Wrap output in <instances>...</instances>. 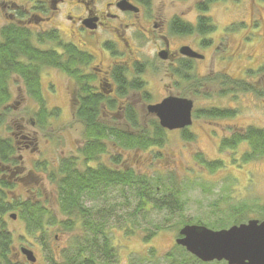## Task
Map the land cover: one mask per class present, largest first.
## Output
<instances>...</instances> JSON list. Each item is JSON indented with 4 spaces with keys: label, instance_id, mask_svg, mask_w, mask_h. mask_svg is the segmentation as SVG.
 <instances>
[{
    "label": "rangeland",
    "instance_id": "rangeland-1",
    "mask_svg": "<svg viewBox=\"0 0 264 264\" xmlns=\"http://www.w3.org/2000/svg\"><path fill=\"white\" fill-rule=\"evenodd\" d=\"M35 1L37 0H0V30L10 20L9 14L16 15L15 7L11 6L12 2L27 8L34 5ZM202 1L204 0H153L154 10L159 14L158 21L162 20L165 24L162 29L163 33L171 34L169 24L174 16H180L182 20L196 26L198 18L202 14L197 9V5ZM75 2L76 0H68L66 6H61V10L54 13L57 15L56 21L53 23L61 26L63 30L66 29L68 34L70 23L62 15L73 14L71 6ZM34 11L37 10L31 8V12ZM37 13L45 14L41 11ZM253 13L260 17L261 24L245 26L244 24L253 19ZM205 15L216 24L215 34L173 36L172 40H176V44L189 43L195 48H202L199 41L202 42L205 38L210 37H215V42L219 41L224 36L222 31L228 30L229 24L234 23L232 35L230 37L225 35L221 39L220 48L207 49V51H211L208 54L210 71L204 72L205 67L202 62L195 65L199 69V73H205V76H212L220 71L245 80L248 77L249 82L264 91V72L260 73L259 79H257L259 75L256 74L257 66L264 64V1L212 0L208 4ZM240 22L244 24H240ZM42 24L38 26L35 24L32 29L43 32L51 26L50 23L43 24V26ZM62 36L64 37L63 34ZM134 36H136L134 45L141 51L139 57L143 62H148L152 69L150 73L146 74V78L144 77V80L149 82L146 89L131 92L125 100L137 106L145 123H149L154 117L147 111V105L161 101L166 92L193 99L195 104L194 122L187 127L192 133L193 140H186L181 129L167 130V140L161 147L147 150L129 149L124 151L122 149L120 152L123 163H128L139 174L146 175L149 179L161 178L164 175L166 176L164 178L171 175L177 179L174 183L178 186L179 191L178 199H176L177 211L174 214H169L165 210L149 206L138 211L139 201L135 192L129 188L119 187L111 188L98 198H87L86 206L93 211L94 219L97 222L101 221V217L97 214L101 205L105 209H111L110 207L114 206L112 214L106 218V222L107 231L112 237L111 244L117 251V264H201L191 260V254L184 247L176 244V239L181 236L180 230L185 224L204 225L215 231L230 228L250 219L264 221V157L247 163L242 162L241 155L249 149L248 143L245 141L236 149H220L222 140L230 136L233 130L238 127L264 126V97L242 92H237L236 96L230 93L227 98L226 96L221 97L219 90L209 83L200 92H196L197 94L191 93L187 86L176 84L177 79L172 76L169 65L163 63L156 56V49L161 43L159 36L153 39L150 36L147 39L139 31H135ZM76 39L82 41L81 37ZM227 41H229L228 51L226 49ZM78 45L96 56L95 63H93L95 67H101L102 62V67L108 66L109 61L102 58L103 55L97 44L92 46L89 44L90 48L84 47L80 42ZM40 46L45 49L52 48L50 43ZM230 53H232L231 56ZM245 66L248 69H254V74L251 75L252 72L248 71L247 75L243 77L241 72L245 70ZM191 74L194 75V73ZM15 78L11 84L13 110L6 114L4 123L0 125V135L11 137L15 143L17 142L16 156L20 162L19 167L22 169L16 175L25 179L24 181L16 180V175L11 178L14 186L12 190L24 197L28 194L35 196L36 192L31 193V189L35 190L41 186L43 201L51 210L58 212L54 192L55 185L49 178L50 172L63 158L70 156L79 157V168L85 167V162L79 151L84 143V127L82 123L76 122L73 118L74 104L71 92L75 86L72 79L60 73L59 70L53 68L43 70L41 82L47 105L49 109L58 108L59 112L56 118L50 117L49 128L40 129L32 117L38 105L27 95L21 78ZM145 92L149 96L148 101L143 99ZM211 107L222 109L233 107L238 111V114L233 117L217 118L197 116L198 110ZM118 113V111H114L108 115V122L114 120L112 117L119 118L121 113L116 115ZM1 114L0 111V116ZM32 122L35 123L32 124ZM24 130H29L33 136L37 137V144L30 148L33 150L26 149L22 143L21 135ZM112 147V144L109 143L108 150L101 157V161L109 163L111 156L117 155V151ZM201 156L208 161L221 159L224 161V166L210 171L208 166L201 161ZM39 161L47 164V170L44 169L45 166H40L37 163ZM152 182L154 181L152 180ZM106 195L107 197H105ZM13 214L14 212L11 211L5 216V224L13 232L10 255L15 262L49 264L47 258L56 256L57 261L64 264L63 254L73 251L77 240L85 243V239L81 240L80 237L83 234L80 226L72 230L61 224L48 227L42 240L41 233L35 236L30 235L26 230L25 223L17 216L13 218ZM59 219H64L63 215H59ZM156 225L160 226L162 230L146 241L145 237L151 234ZM87 232L89 233V231ZM93 234L91 232V236ZM43 241L45 244L42 243ZM23 247L33 250L37 258L36 262L32 263L26 258L21 252ZM169 253L170 255H168ZM207 264L228 263L214 261Z\"/></svg>",
    "mask_w": 264,
    "mask_h": 264
},
{
    "label": "trees",
    "instance_id": "trees-1",
    "mask_svg": "<svg viewBox=\"0 0 264 264\" xmlns=\"http://www.w3.org/2000/svg\"><path fill=\"white\" fill-rule=\"evenodd\" d=\"M210 1L212 2V0L200 2L197 9L202 14L206 13ZM19 13H21L19 17L21 19L23 14L26 15V12L22 10ZM211 23L208 16L200 15L196 26L178 17L172 20L171 26L175 32L205 35L215 29ZM32 27L33 25L27 21L8 20V23L0 30V111L2 112L0 125L4 123L6 114L13 110L11 84L15 77H19L27 95L38 105L32 116L38 128L49 127L50 117L56 118L59 110L58 108L49 109L42 91L40 75L45 67L59 68L67 73L78 86L77 105L74 98L72 100L73 118L84 127V143L79 151L85 167L79 168V157L70 156L63 158L50 172L49 178L55 185L54 192L58 205V212H56L43 201L41 186L35 190L31 189V193L36 192L35 196L28 194L24 197L12 190L14 186L11 178L20 168V162L16 156L17 146L11 137L0 135V264H21L13 261L10 255L13 232L7 228L5 216L11 211L25 223L30 235L35 236L41 233L42 240L48 227L61 224L72 230L80 226L83 233L80 237L81 240L85 239V243L77 240L73 246L74 250L63 254L64 264H117V251L111 244L112 237L107 231L106 222L114 206L110 207L111 209H105L101 205L97 212L101 221L97 222L93 211L86 206V199L103 196L111 188H129L135 192L139 201L138 211L149 206L174 214L177 211L176 199L179 194L178 186L174 185L177 179L171 175L167 178H164L166 177L164 175L161 178L149 179L146 175L139 174L128 163H123L120 156L122 149L124 151L147 150L163 146L167 140V130L160 125L156 117H153L149 123H145L139 112H136L130 104L126 106L122 117H112L114 120L109 123L107 117L117 108L121 98L131 89H143L144 83L118 77L115 97L105 96L102 92H98L94 85L95 75L88 74L84 70L94 59L89 51L72 43H63L57 37L55 30L38 32ZM48 41L54 42L61 51L54 48L44 49L40 46L48 44ZM137 72H140V68H137ZM238 86L243 91L251 88L243 82L238 83ZM252 91L256 96L264 95V91L256 85L252 86ZM143 95V99L148 101L147 92ZM196 113L199 117L217 118L233 117L235 112L211 107L198 110ZM182 132L186 140H193L188 128ZM244 141L248 143L249 149L241 155L242 162L247 163L264 157V126H248L235 130L229 137L222 140L220 149H236ZM109 143L117 151V155H112L109 163H106L101 161V157L107 152ZM201 158L210 171L224 166V161L221 159L208 161L203 156ZM37 163L45 166L44 169L47 170L46 163L41 161ZM91 163L94 165H90ZM18 178L19 175H16V180ZM59 215H63L64 219L60 220ZM155 229L145 237L146 241L162 230L157 225ZM91 232L94 233L92 236ZM42 243L45 244V241ZM47 259L49 264H60L56 256H49ZM190 259L196 263L207 264L192 255Z\"/></svg>",
    "mask_w": 264,
    "mask_h": 264
},
{
    "label": "flooded vegetation",
    "instance_id": "flooded-vegetation-1",
    "mask_svg": "<svg viewBox=\"0 0 264 264\" xmlns=\"http://www.w3.org/2000/svg\"><path fill=\"white\" fill-rule=\"evenodd\" d=\"M67 1L68 0H37L34 2V5L27 8L21 7L19 3L12 2L11 6L13 8L15 7L16 15L9 14L8 16L10 17V20L20 19V21H24V22L27 21L28 23L32 25L36 24L37 26L41 23L43 24L50 23L51 24L50 28L48 30H43V32L55 30L57 37L63 43H72L75 46H79L78 42H80L81 45H84V47L87 48H90V46H92L93 44H97L100 49V53L103 55L102 58L103 59L106 58L109 61V64L106 67H102L103 62L100 61L102 62L101 67H95L93 63H95L94 60L96 56H94V54L91 51L86 49V51H89L93 55L94 59L84 70L88 74L95 75L94 85L97 87V91L100 93L102 92V94H104L105 96L115 97V94H117V89H118L116 78L118 77H124L128 81L135 80V81L143 82L144 83L143 89H146V86L149 83L148 81L146 82L144 80V77L146 78V74L151 72L152 67L151 65L148 64V62L146 61L143 62V60L139 57L141 51L139 48H136V46L134 45V42L136 41V36H134L135 31H139L147 39H149L150 36H152V39L154 37L159 36L161 43L158 44V47L156 49V56H158V58H160V60L163 63H167L169 65L172 76H175V78L177 79L176 84L187 86L188 89L191 91V93L200 92V90H202L205 87V85H208L207 83H209V84H213L215 88L219 90V92L221 93L220 95L221 97L226 96L227 98L228 94L230 93L236 96L237 92H242L248 95L249 94L255 95L254 92L252 91L253 83L249 82V80L247 79L248 77L245 80L240 77H235L227 72L221 73L220 71L215 75L205 76V73L204 74L199 73V69L195 65L196 63L202 62L204 63V67H205L204 72H206V70L210 71V67L208 63L210 59L208 54H210L211 51H207V49L212 48L211 50H214L216 48H220L222 45L221 39L224 38L225 35H227L228 37L232 35V31H234V29L230 27L233 26L234 23L229 24L230 26L228 27V30L222 31V34L224 36L221 35L223 37L219 39V41L215 42L216 40L215 37L205 38L204 41L208 39L210 40H208V42H204V41L198 42L201 43L203 49L195 48L192 44L189 43L176 44V40L174 41L172 40L173 36L180 37L183 35H189L183 32H177V31L175 32L171 26L172 20L175 17H178L180 20H182L180 16H174L172 18L169 24V27H171V31H172L171 34L166 35L165 33H163L162 29L164 28L165 24L162 20L160 22L158 21L159 14L157 11L154 10L153 0H76V2L71 6V10H73L74 13L73 14L67 13L62 15L66 17V19L70 23L69 26L70 31L68 34L66 29L63 30L61 26L54 24L57 15V14L54 15V13H56L57 10H61V6L63 7L66 6ZM31 8H34L37 11L31 12ZM20 10L26 12V15L23 14V19L19 18L21 16V13H19ZM40 11L44 12L45 14L37 13ZM205 14L206 13H203L201 15H205ZM252 17L253 19L250 20L249 23H246V21L243 20V22L246 24H244L243 22H240V24L242 23L245 26H247L248 24H257V25L261 24V19L258 15H255V13H253ZM211 24L213 25V27H215V29L207 33V35H213L217 31L216 24H214L213 22ZM62 34L64 35V37L68 36L67 38L66 37L65 38L69 41H67L62 36ZM77 37L78 38L81 37L82 41H80L81 39L80 40L76 39ZM48 42L51 44L52 48L61 51V48L57 47L54 42L52 41H48ZM228 42L229 41H227L226 43L227 51L229 48ZM209 45L210 47L207 48V46ZM183 46H190L193 50L197 51L201 55V57H190L188 55L183 54L181 52ZM231 55L232 53H230V56ZM125 60L126 62H124ZM45 68L57 69L60 71V73L69 76L67 73L61 71L59 68H54V67H45ZM137 68H140V72H137ZM247 69H248L247 66H245V70L241 72L243 74L242 75L243 77H245L244 75H247L248 71L252 72L251 75L254 74L255 71L254 69H248V70ZM256 70H257L256 74L259 75L257 79H259V77L261 76L260 73L264 71V64L257 66ZM191 73H194V75H192ZM40 79H41V75H40ZM206 79H208V82H206ZM72 82L74 83L75 87L73 86L74 90L72 89L71 94L73 95L74 101L76 102L77 105L78 86L73 79ZM240 82L250 85L251 88L249 90L247 89V91H243L238 86V83ZM141 90L142 89L129 90L128 93L125 96H123V98H121L117 108H115L114 111L115 112L118 111L122 115L125 111L126 106L130 104L137 112L138 111L137 106L134 103H131L125 99L128 97V95L131 92H139ZM42 91H43V87H42ZM170 95L185 97L178 94L175 95L172 92L165 93V97H168ZM224 108L234 111L235 112L234 116L238 114V111L233 107L231 108L224 107ZM114 111H111V113H113ZM121 115L120 117H122ZM33 123L35 122H32V124ZM243 128L244 127L241 126L238 127L236 130ZM174 130H179V129H174ZM234 131L235 130H233V132ZM15 136L17 137V134ZM21 138L23 139L22 143L26 149L33 148L37 144V137L33 136V134L29 130H24L21 135ZM90 165H94V163H91ZM21 169L22 168H19L17 172H19V170ZM18 179L19 181L25 180L21 176H19Z\"/></svg>",
    "mask_w": 264,
    "mask_h": 264
},
{
    "label": "water",
    "instance_id": "water-1",
    "mask_svg": "<svg viewBox=\"0 0 264 264\" xmlns=\"http://www.w3.org/2000/svg\"><path fill=\"white\" fill-rule=\"evenodd\" d=\"M181 52L190 57H201L190 46H183ZM193 109L192 99L173 95L147 105L148 112L158 118L160 125L168 130L184 129L192 125ZM12 217L16 218V215L13 214ZM180 235L176 243L203 262L264 264V221L250 219L215 231L204 225L186 224L180 230ZM21 252L29 261L36 262L33 250L23 247Z\"/></svg>",
    "mask_w": 264,
    "mask_h": 264
}]
</instances>
